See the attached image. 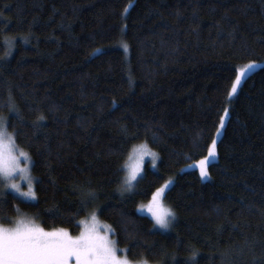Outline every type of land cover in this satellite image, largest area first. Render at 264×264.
Returning <instances> with one entry per match:
<instances>
[{"label": "trees", "instance_id": "16d2710c", "mask_svg": "<svg viewBox=\"0 0 264 264\" xmlns=\"http://www.w3.org/2000/svg\"><path fill=\"white\" fill-rule=\"evenodd\" d=\"M0 116L31 157L37 195L0 181V224L25 214L78 234L96 209L131 261L264 264V0H0ZM213 138L202 179L184 168ZM138 144L157 167L121 196ZM170 179L175 219L162 232L137 207Z\"/></svg>", "mask_w": 264, "mask_h": 264}, {"label": "snow or ice", "instance_id": "6c2138e0", "mask_svg": "<svg viewBox=\"0 0 264 264\" xmlns=\"http://www.w3.org/2000/svg\"><path fill=\"white\" fill-rule=\"evenodd\" d=\"M124 11L127 12L128 8L126 7ZM14 40L15 37L6 40V43L14 47L12 43ZM8 54L10 55L11 52ZM253 67H255V62L236 69V77L228 93L229 97L237 92L242 78ZM11 107L15 111V107ZM228 114L229 109L226 108L225 115L220 117V125L216 129L217 136L220 135ZM216 147L217 141L213 138L208 148V155L199 162L201 177L208 175L207 161L210 157H216ZM15 151H17L15 134L7 133L5 120L0 117V178L3 181H10L14 178V174H20L22 179L27 181L28 191H21L18 183H5V187L15 190L21 197L28 200H36L34 178L30 176L27 167H20V157H23L26 162L30 161L31 157L23 151H20L17 156L14 154ZM135 151L137 153L136 162L128 167L127 175L118 189L121 196L125 193L135 194L134 182L141 176L145 156H151L153 166H155L156 154L151 152L147 145H140ZM169 183L171 182H166L164 186L158 188L146 206V211L151 215L154 224L161 229H168L175 219V213L170 207L165 206L161 199ZM82 195L84 204L96 198V194L92 191L84 192ZM16 211L19 212V209ZM80 224L83 225V229L75 237L63 228L46 231L30 219H16L12 222V226L0 224V264H72L73 261L75 264H133L128 259V249H119L118 240L112 238L116 236L115 229L110 225L101 226L95 211L91 214L90 221H80ZM101 227H103V233ZM108 233H111V236ZM118 253H123V255ZM189 259H194V257ZM136 264H147V262L138 261Z\"/></svg>", "mask_w": 264, "mask_h": 264}, {"label": "rangeland", "instance_id": "374dc122", "mask_svg": "<svg viewBox=\"0 0 264 264\" xmlns=\"http://www.w3.org/2000/svg\"><path fill=\"white\" fill-rule=\"evenodd\" d=\"M124 52H125V56H128V48H127V46H126V49H124ZM255 66H256V65H255ZM0 117H3L4 120H5V123H6V118H5L4 116H0ZM222 129H223V128H221V131H222ZM6 130H7V133H8L9 135H11L10 132L8 131V129H7V124H6ZM218 137H219V136H218ZM140 145H144V144H138V145H136L135 147H133L132 150H131V152H130V154H129V156H128V158H127V160L125 161V164H124V177L127 175L128 167L131 166L132 164H134V163L136 162L135 157H136L137 153H136L135 150H136ZM147 148H148L151 152H153V153L156 154V152H155L154 150L150 149L148 146H147ZM20 151L25 152L24 150H22V149H20V148L17 147V151H15L14 154L18 156ZM25 153H26V152H25ZM156 157H157V154H156ZM157 162H158V157L156 158L155 166H153L152 157H151V156H145V157H144L143 164H142V173H141V175L143 174V172H144V170H145V166H146V164H148V166H149L151 169H155V168L157 167ZM198 166H199V162L197 161V162H193V163L187 165L184 169H188V168H198ZM20 167H27V168H28L30 176L34 178V179H33V185H34V187H35V177H34V175H33L32 172H31V160L28 161V162H26V161L23 159V157H20ZM207 176H208V175H207ZM207 176H206V177H202V179H206ZM140 177H141V176H140ZM140 177H138V179H139ZM0 181H1V184H2V187H3V190H4V191H6V192H10V193H12V194L18 196L19 198H21V199H23V200H25V201H28V202H32V201H34V200H28L27 198L21 197V196L19 195V193L15 192V190H13V189H11V188H6V187H5V183H18V184H20L21 191H23V192L28 191V184H27V181L24 180V179H22V177H21L20 174H18V173H17V174H14V178H13L12 180H10V181H3L2 178H0ZM137 181H138V180H137ZM137 181L134 182L135 185H136ZM169 181L172 183V180H171V179L168 180V181H166V182H169ZM166 182H164V184H162L160 187L164 186ZM171 183H169L168 188L170 187ZM160 187H159V188H160ZM168 188H167V189H168ZM167 189H166V191H167ZM166 191H165V192H166ZM151 198H152V197H151ZM151 198L149 199L148 202H146V203H141V204L138 205V207H137V211H138L139 213H141V214H147L148 216H150V218H151V215H150L149 213H147V211H146V206H147V204L151 201ZM161 199H162L164 205L167 206V205L165 204V202H164V196H163ZM167 207H168V206H167ZM94 211L96 212L97 219H98V222L100 223V225H101V226H103V225H108V224H106L104 221L101 220V218L99 217L98 211H97L96 209H92V211L90 212V214H89L87 217L82 218L80 221H90V219H91V214H92ZM172 211H173V210H172ZM20 218L30 219V220L34 221L35 223L39 224V223H38L36 220H34L32 217H30V216H28V215H25V214H18V215L15 217V219H14L13 221H15L16 219H20ZM151 219H152V218H151ZM13 221H12V222H13ZM80 221H79V224H80ZM12 222H11L10 224L5 225V226H12ZM172 222H173V221H172ZM153 223H154V221H153ZM39 225H40V224H39ZM40 226H41V225H40ZM154 226H155V228H157L158 230H160V231H162V232H167V231H169V230L171 229L172 224H171V226H170L168 229H161L158 225H155V224H154ZM41 227H42V226H41ZM57 229H61V228H57ZM63 229H64V228H63ZM82 229H83V225L80 224V231L78 232V234H71L67 229H66V230L69 232V234H70L71 236L75 237V236H78V235L80 234V232L82 231ZM45 230H46V231H51V230H54V229H45ZM101 232L103 233V227H101ZM108 234L111 236V233H108ZM112 238H113V237H112ZM113 239H114V238H113ZM119 249H120V248H119ZM118 254L123 255V253H118ZM130 261H131V260H130ZM142 261H143V260H142ZM132 262H133V264H136V262H138V261H132ZM146 262H147V261H146ZM72 264H75V262L73 261ZM147 264H158V263H149V262H147Z\"/></svg>", "mask_w": 264, "mask_h": 264}]
</instances>
